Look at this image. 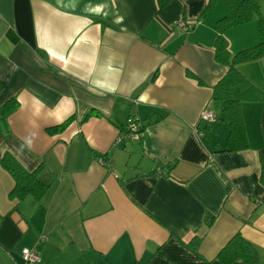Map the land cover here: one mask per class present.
<instances>
[{"label": "crops", "instance_id": "obj_1", "mask_svg": "<svg viewBox=\"0 0 264 264\" xmlns=\"http://www.w3.org/2000/svg\"><path fill=\"white\" fill-rule=\"evenodd\" d=\"M158 3L0 0V111L17 100L0 113V264H23L24 247L35 264H222L236 233L264 261V99L241 103L247 147L227 149L213 93L228 69L214 56L226 7ZM224 35L231 54L255 45L257 18ZM237 67L264 91V57ZM5 153L50 181L39 200L10 196Z\"/></svg>", "mask_w": 264, "mask_h": 264}, {"label": "trees", "instance_id": "obj_2", "mask_svg": "<svg viewBox=\"0 0 264 264\" xmlns=\"http://www.w3.org/2000/svg\"><path fill=\"white\" fill-rule=\"evenodd\" d=\"M168 0H158L159 9ZM226 13L215 23L216 38L214 42L215 59L227 66V72L214 86V98L221 102V109L226 115L228 136L225 147L229 150H238L247 147V136L242 121L241 103L246 100L264 99V91L259 90L251 84L247 78L239 71L238 65L243 62L264 57V16L261 13L259 0H222ZM205 12V11H204ZM203 12V14H204ZM257 18L260 40L253 46L242 48L231 54L228 49V41L224 31L228 27L237 26ZM17 104V100L10 99L2 107L1 116L7 115ZM131 116V115H129ZM133 117V116H131ZM137 124V131L142 132L140 124ZM70 119L58 125L48 127V131L62 130ZM124 134L129 133L128 127L124 129ZM122 134V133H121ZM123 134V135H124ZM122 136V135H121ZM1 165L13 176L14 186L10 191L11 197L18 199L30 195L34 200H39L47 190L50 181L43 180L39 175V167L32 171L25 169L19 161L10 153H5L1 159ZM211 221H208L209 225ZM199 238L196 237L190 244L196 245ZM218 260L222 264H230L240 260L244 264H264L260 263L256 248L240 233L234 234L227 243L219 250Z\"/></svg>", "mask_w": 264, "mask_h": 264}, {"label": "built area", "instance_id": "obj_3", "mask_svg": "<svg viewBox=\"0 0 264 264\" xmlns=\"http://www.w3.org/2000/svg\"><path fill=\"white\" fill-rule=\"evenodd\" d=\"M175 24L179 29H187V25L183 21V19L177 20ZM216 118H217L216 115H214L212 112L209 111H203V113L201 114V119L208 122H213L216 120ZM126 125L129 129V133L127 134V136L134 140L139 139L141 133L137 131L138 129L137 124L133 123L132 117L129 116L127 118ZM20 255L24 261L23 264H35L40 260L39 251L36 248L24 247L20 250Z\"/></svg>", "mask_w": 264, "mask_h": 264}, {"label": "clouds", "instance_id": "obj_4", "mask_svg": "<svg viewBox=\"0 0 264 264\" xmlns=\"http://www.w3.org/2000/svg\"><path fill=\"white\" fill-rule=\"evenodd\" d=\"M30 143V142H29Z\"/></svg>", "mask_w": 264, "mask_h": 264}]
</instances>
